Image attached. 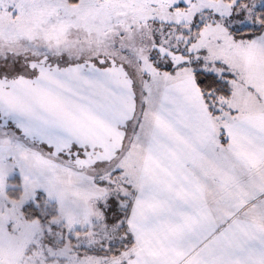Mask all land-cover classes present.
<instances>
[{"label":"snow or ice","instance_id":"obj_1","mask_svg":"<svg viewBox=\"0 0 264 264\" xmlns=\"http://www.w3.org/2000/svg\"><path fill=\"white\" fill-rule=\"evenodd\" d=\"M0 264H264V0H0Z\"/></svg>","mask_w":264,"mask_h":264}]
</instances>
